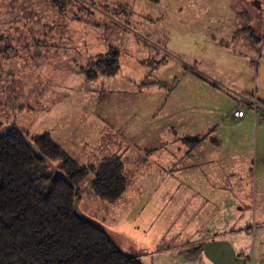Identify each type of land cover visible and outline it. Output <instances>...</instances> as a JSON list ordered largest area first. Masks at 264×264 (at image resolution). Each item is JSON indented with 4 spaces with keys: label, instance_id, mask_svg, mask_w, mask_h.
<instances>
[{
    "label": "rangeland",
    "instance_id": "1",
    "mask_svg": "<svg viewBox=\"0 0 264 264\" xmlns=\"http://www.w3.org/2000/svg\"><path fill=\"white\" fill-rule=\"evenodd\" d=\"M57 8L44 0H0V128L14 125L31 139L49 134L61 144L63 132L74 128L64 129L67 122L80 124L75 132L81 139L75 147L81 151L73 153L74 160L96 167L121 138L109 133L103 142L95 133L97 126L87 129L85 122L83 126V115L96 107L102 110L98 99L108 113L122 110L134 116L137 133L125 136L130 144L143 138L140 143L146 146L166 149L180 135L193 138L213 130L192 158L197 167H190L185 152L194 143L183 144L186 176L203 174L201 160L210 157L216 176L222 164L235 169L230 172L235 181L254 174L253 164L264 161V136L260 132L255 138L253 127L254 102L257 118L264 116V0H69L62 12ZM237 18L243 23H235ZM234 34L243 37L242 47H237ZM258 46L262 51L252 61V50ZM110 48L120 56L118 75L89 79L86 71L95 70L90 64ZM139 82L145 85L140 87ZM236 108L243 110L240 119L233 117ZM155 111L161 113L148 121V113ZM149 125L174 127L166 137L161 130L151 136L153 129H145ZM190 168L195 171L189 174ZM156 171L149 167L147 172L155 176ZM92 179L89 176L80 185L77 208L143 264L152 258L142 257L143 248H167V256L153 259L166 264L180 244L194 254L190 264H264V232L211 233L206 228L201 235L213 234L205 242L214 243L190 249L189 240L200 242L203 237L190 231L189 200H174L172 192L161 199L144 194L146 199L131 201L115 215L110 203L93 194ZM157 186L150 183L148 193ZM261 200L253 190L247 195L251 212L244 216L247 228L255 220L253 209L264 206ZM223 201L231 210L233 202ZM235 213L230 211L229 220Z\"/></svg>",
    "mask_w": 264,
    "mask_h": 264
},
{
    "label": "trees",
    "instance_id": "2",
    "mask_svg": "<svg viewBox=\"0 0 264 264\" xmlns=\"http://www.w3.org/2000/svg\"><path fill=\"white\" fill-rule=\"evenodd\" d=\"M44 1L62 12L69 0ZM101 57L90 64L95 70L86 71L89 79L118 74V50L110 48ZM22 133L13 129L0 137V264H143L75 212L80 185L89 176L98 199L116 202L126 189L125 162L109 157L84 167L49 134L31 139Z\"/></svg>",
    "mask_w": 264,
    "mask_h": 264
},
{
    "label": "crops",
    "instance_id": "3",
    "mask_svg": "<svg viewBox=\"0 0 264 264\" xmlns=\"http://www.w3.org/2000/svg\"><path fill=\"white\" fill-rule=\"evenodd\" d=\"M236 6H240L239 3L235 4ZM243 7V6H242ZM240 22L243 23L239 18L235 20V23L239 24ZM248 29V27L243 28ZM241 32V30H239ZM237 38L236 39V45L237 47H242V38L238 37L237 34H234ZM245 35V34H244ZM243 35V36H244ZM246 45L243 41V46ZM259 45V43H258ZM261 47L258 46L257 48H253L252 50V61L255 59L256 55H259L261 52ZM262 53L259 56V59L262 57ZM120 57V56H119ZM251 62V61H250ZM120 64V60H119ZM262 66L264 69V61H262ZM118 75V74H117ZM104 77V76H103ZM129 80V77H126ZM96 80V79H95ZM105 82V79H103ZM102 81V82H103ZM130 81V80H129ZM131 82V81H130ZM136 84V83H134ZM140 85L142 87V82L137 83V85ZM259 100V98H257ZM97 105L99 104L101 107H96L95 110H93L92 114L91 112H87V114L83 115L84 119L83 126L86 123L87 129L91 127V125L95 128L96 126L97 131L95 133L103 140L102 137L107 136V134L116 135L120 138V141L118 143H115L117 146L114 149H111V151H106L109 154V156H104V158L101 157L99 163L104 161V159L109 157H120L125 162V179H126V189L121 195V197L114 203L110 205V210L115 211V215H119L120 211L119 209H123L126 206H129L131 204V201H136L139 198H144L148 196L150 199H161L163 197H166L169 192L173 193V199L174 200H189L188 206L191 207V226L189 225L190 231L193 235L196 236H202L201 233L205 232V229L207 228L210 230L211 233L214 231H218L217 229H225L226 232H234V231H253L258 230L257 232H264V229L262 226L264 225V206L256 209L254 208V216L255 220L253 224L250 226V228H247V225L245 224L244 216L246 214V211H248V215L251 214L249 205L245 202L246 197L249 194L251 190L253 192H258L262 196V200L264 201V161L260 163H254V174L251 177L243 176L242 178L237 177L236 181L234 178L231 177L230 172L231 170H234L233 167L227 166H220V168H216L218 175L215 174V165L214 161L211 159H207L206 161L201 160L202 164L201 166L204 169L203 174L198 176L199 173H193L196 174L197 177L194 176H186L185 170L183 169L182 162L186 159L188 152V159L190 158V167L192 165H195L194 160L192 158H195L197 154L200 152L201 148V142L203 139L209 138V135L212 134L209 130L205 134H194L195 137L193 138H187V136L180 135L179 138H176L175 141H179L177 143H174L173 146H167L161 147V146H146L147 144H142L140 142L145 141V139H136L137 142L129 143L125 136L133 137L137 130L134 126V116H129V112H122L118 111L115 114L108 113L105 106L103 105L102 101L99 102L97 99ZM247 103H249L247 101ZM96 105V106H97ZM240 108H236L233 111V117L235 119H240L234 116V112L236 110H239ZM243 113V110L240 109ZM149 111V110H148ZM153 113V112H152ZM148 113L147 120H153L155 117L159 116L160 112H156L153 114ZM254 117V124L253 127L255 128V135L257 138V134L261 132L262 137L264 136V116L262 118H257V112L253 113ZM152 115L153 117L151 118ZM244 115V113H243ZM242 115V116H243ZM242 118V117H241ZM259 121H258V120ZM78 120V119H77ZM79 122V120H78ZM85 122V123H84ZM67 122L64 129H67L68 126H74L73 129H70V131L63 132L64 140L61 142H57L62 149L73 159L74 155L73 153H79L81 151L80 148L75 147L76 143H79V140L76 137L79 135V133H76L75 130H78V127H81L80 124L76 125V123ZM174 126H168L161 128H157L155 126L149 125L146 126L145 129H153V133H148L149 135H154L158 133L160 130L162 133L165 132V137L169 135L168 132L169 129L173 128ZM150 129V130H151ZM152 131V130H151ZM150 132V131H149ZM51 133V132H50ZM54 133V132H53ZM83 134H86V130L82 132ZM53 135V134H52ZM139 135V133H138ZM173 134V138H174ZM150 136V137H151ZM211 136V135H210ZM135 137V136H134ZM201 137V138H200ZM261 138V137H260ZM163 139V138H162ZM193 139H200V142L198 144L189 145L186 149L187 151L184 152L183 147L190 142H187V140H193ZM261 140V139H260ZM104 142V140H103ZM73 144V146L76 149H73L74 147L70 145ZM165 144V143H164ZM163 144V146H164ZM69 149V150H67ZM184 158V159H183ZM186 159V160H188ZM163 162H167L164 165ZM170 162V163H169ZM196 166V165H195ZM151 167V169L156 168V174L155 176L149 174L148 169ZM197 167V166H196ZM243 168H246V166H242ZM240 166H237V169H243ZM236 168V167H235ZM172 169V170H171ZM183 169V170H182ZM181 170V172H180ZM195 171L194 168H190V172ZM233 171V172H234ZM174 172V173H173ZM246 173V170L244 171ZM184 175H181V174ZM256 175H258V180L256 181ZM152 183V185L157 184L158 186L154 190L153 193H148V185ZM170 183V184H169ZM166 184V185H165ZM142 185V187H140ZM168 185V187H166ZM169 185H171L169 187ZM255 185V188H254ZM148 187V188H147ZM144 194H147V196H144ZM223 200H227V202H233L232 203V211L236 212L235 218L229 220V214L230 211L229 207H227ZM126 201V202H124ZM177 203H182L178 202ZM183 205L179 207L181 209ZM250 212V213H249ZM257 218L259 220H257ZM217 221L216 223H214ZM213 235V234H212ZM212 235L206 237L202 236V240L199 242L197 238H193L189 240L190 249L192 246L195 245L198 247H202V243L206 241V239H211ZM214 243L213 240L210 242H205L206 246L209 244ZM200 244V246H199ZM167 248H161V249H155L151 250L150 248H143L142 252H145L144 256L147 258L152 257L150 260L148 259L147 264H155L154 260L156 257H162L167 256L169 253ZM153 251V252H152ZM264 252V251H263ZM133 253V252H130ZM153 253V254H151ZM196 253V252H195ZM254 253V251H253ZM260 253L257 254V259L260 255ZM175 257L170 256L168 257V260L166 261V264H169L170 260H173V264H176L175 259L180 260L179 264H190V260L194 257V254L187 251L186 246L184 245H177V249L175 252ZM160 263V262H159Z\"/></svg>",
    "mask_w": 264,
    "mask_h": 264
},
{
    "label": "water",
    "instance_id": "4",
    "mask_svg": "<svg viewBox=\"0 0 264 264\" xmlns=\"http://www.w3.org/2000/svg\"><path fill=\"white\" fill-rule=\"evenodd\" d=\"M13 129H14V130H17V131H19V132L22 133V131L19 130V129H18L16 126H14V125H4V126H2V127L0 128V137L7 135V133H8L9 131L13 130ZM22 134L24 135V133H22ZM24 140H25V143L27 144V146H29V147L31 148V150H35L33 144L31 143V141H29V140L27 139V137H26L25 135H24ZM76 205H77V202L75 203V212H76L77 216H78L80 219L84 220V221L91 222L90 220H88L87 218H85V216H82V214L80 213V211H79V209L77 208ZM91 223H92V222H91Z\"/></svg>",
    "mask_w": 264,
    "mask_h": 264
},
{
    "label": "built area",
    "instance_id": "5",
    "mask_svg": "<svg viewBox=\"0 0 264 264\" xmlns=\"http://www.w3.org/2000/svg\"><path fill=\"white\" fill-rule=\"evenodd\" d=\"M253 107H254V112H256L257 109H258V106H257V103L256 102L253 103ZM242 115H243V113H242V111L240 109L239 110H236L234 112V116L237 117V118H241Z\"/></svg>",
    "mask_w": 264,
    "mask_h": 264
}]
</instances>
